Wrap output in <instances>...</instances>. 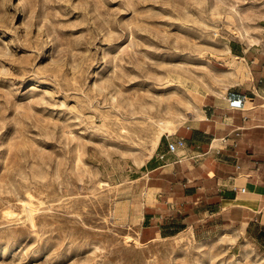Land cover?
I'll use <instances>...</instances> for the list:
<instances>
[{"label": "rangeland", "instance_id": "374dc122", "mask_svg": "<svg viewBox=\"0 0 264 264\" xmlns=\"http://www.w3.org/2000/svg\"><path fill=\"white\" fill-rule=\"evenodd\" d=\"M263 24L264 0H0V264H264L115 220L160 124L199 118Z\"/></svg>", "mask_w": 264, "mask_h": 264}, {"label": "crops", "instance_id": "0c3cea01", "mask_svg": "<svg viewBox=\"0 0 264 264\" xmlns=\"http://www.w3.org/2000/svg\"><path fill=\"white\" fill-rule=\"evenodd\" d=\"M264 29V24H263ZM242 48L232 83L210 96L199 118L164 134L143 176L118 199L115 220L149 243L183 230L230 234L264 253V35ZM253 99L252 108L230 106ZM184 137L173 152L169 142Z\"/></svg>", "mask_w": 264, "mask_h": 264}, {"label": "built area", "instance_id": "2783aa9c", "mask_svg": "<svg viewBox=\"0 0 264 264\" xmlns=\"http://www.w3.org/2000/svg\"><path fill=\"white\" fill-rule=\"evenodd\" d=\"M230 106L235 108H239V107L252 108L254 107V100L244 99V98L231 99ZM263 107H264V103H263ZM185 145H186V140L184 137L179 138L176 142L168 143L169 149L173 152L177 151L179 147H184Z\"/></svg>", "mask_w": 264, "mask_h": 264}, {"label": "bare ground", "instance_id": "6f19581e", "mask_svg": "<svg viewBox=\"0 0 264 264\" xmlns=\"http://www.w3.org/2000/svg\"><path fill=\"white\" fill-rule=\"evenodd\" d=\"M172 122L171 121H163L161 124H160V133H159V135L157 136V138H156V141L154 142V143H157L158 142V140H160V137H162L161 135H162V133H164L165 131H173L174 130V128L172 127ZM158 145V144H157ZM156 146V145H155Z\"/></svg>", "mask_w": 264, "mask_h": 264}]
</instances>
